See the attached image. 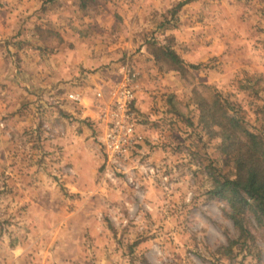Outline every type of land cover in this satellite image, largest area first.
I'll use <instances>...</instances> for the list:
<instances>
[{
  "label": "rangeland",
  "instance_id": "374dc122",
  "mask_svg": "<svg viewBox=\"0 0 264 264\" xmlns=\"http://www.w3.org/2000/svg\"><path fill=\"white\" fill-rule=\"evenodd\" d=\"M129 72L140 138L111 154ZM217 95L264 134V0H0V264H264L210 192Z\"/></svg>",
  "mask_w": 264,
  "mask_h": 264
},
{
  "label": "trees",
  "instance_id": "16d2710c",
  "mask_svg": "<svg viewBox=\"0 0 264 264\" xmlns=\"http://www.w3.org/2000/svg\"><path fill=\"white\" fill-rule=\"evenodd\" d=\"M185 3L180 2L177 7ZM166 55L178 62L174 51L167 50ZM233 111L231 104L217 95L213 101L202 103L200 113L208 133L220 138L219 148L235 168L234 177H215L210 191L212 196L226 200L231 208L238 238L230 241V246L242 239L244 243L254 239L245 225L247 213H252L264 227V134L247 128Z\"/></svg>",
  "mask_w": 264,
  "mask_h": 264
},
{
  "label": "built area",
  "instance_id": "2783aa9c",
  "mask_svg": "<svg viewBox=\"0 0 264 264\" xmlns=\"http://www.w3.org/2000/svg\"><path fill=\"white\" fill-rule=\"evenodd\" d=\"M137 74L129 72L117 85L115 98L109 108V127L103 143L111 154L127 153L133 141L139 139L135 128L133 105L136 99L134 79ZM74 100L80 99L74 94Z\"/></svg>",
  "mask_w": 264,
  "mask_h": 264
}]
</instances>
